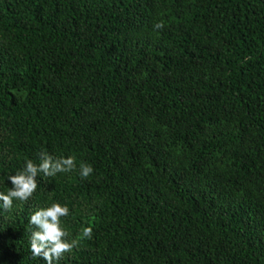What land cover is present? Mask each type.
Returning a JSON list of instances; mask_svg holds the SVG:
<instances>
[{
    "label": "trees",
    "instance_id": "1",
    "mask_svg": "<svg viewBox=\"0 0 264 264\" xmlns=\"http://www.w3.org/2000/svg\"><path fill=\"white\" fill-rule=\"evenodd\" d=\"M41 151L77 167L0 201V264L54 202V264H264V0H0V192Z\"/></svg>",
    "mask_w": 264,
    "mask_h": 264
},
{
    "label": "clouds",
    "instance_id": "2",
    "mask_svg": "<svg viewBox=\"0 0 264 264\" xmlns=\"http://www.w3.org/2000/svg\"><path fill=\"white\" fill-rule=\"evenodd\" d=\"M164 22L161 20L154 24V29H162ZM39 163L32 159L26 161V166L10 175L12 187L5 194L0 192L2 208L10 211L13 201L27 202L38 187L37 176L43 173L45 177H55L58 173H70L77 167L74 155L56 158L47 151L38 153ZM79 175L87 178L93 173V166L82 162L79 166ZM69 215V207L59 202L51 203L48 207L36 210L30 216L29 223L35 226L30 237V249L34 258H43L47 264H54L78 247L82 239L92 238V227H84L78 238L69 240L70 232L62 225V218Z\"/></svg>",
    "mask_w": 264,
    "mask_h": 264
}]
</instances>
